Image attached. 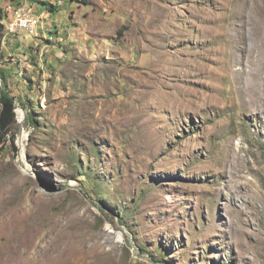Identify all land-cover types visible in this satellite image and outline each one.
I'll use <instances>...</instances> for the list:
<instances>
[{"label": "rangeland", "instance_id": "obj_1", "mask_svg": "<svg viewBox=\"0 0 264 264\" xmlns=\"http://www.w3.org/2000/svg\"><path fill=\"white\" fill-rule=\"evenodd\" d=\"M16 6L0 264H264V1L24 0L60 45Z\"/></svg>", "mask_w": 264, "mask_h": 264}, {"label": "trees", "instance_id": "obj_2", "mask_svg": "<svg viewBox=\"0 0 264 264\" xmlns=\"http://www.w3.org/2000/svg\"><path fill=\"white\" fill-rule=\"evenodd\" d=\"M24 0H13V2L17 3L18 5H21ZM19 2V3H18ZM45 5V10L49 13H55L58 12L59 9L56 8V6L53 3H43ZM30 10V9H29ZM3 11L0 10V36H2L4 25L2 24V15ZM45 15V14H44ZM53 35V32H50ZM55 36L53 41H47L50 44H57L61 42L60 40L65 36L62 32H55ZM63 46V45H61ZM61 52L63 51L62 48ZM64 53H66V50L64 49ZM8 71H4L0 69V80L3 83V89H1L0 85V142H3L4 137L7 136L13 128H15L17 121H16V106H15V98L11 96L9 93V87H8ZM29 122L34 124L33 119L29 115Z\"/></svg>", "mask_w": 264, "mask_h": 264}, {"label": "built area", "instance_id": "obj_3", "mask_svg": "<svg viewBox=\"0 0 264 264\" xmlns=\"http://www.w3.org/2000/svg\"><path fill=\"white\" fill-rule=\"evenodd\" d=\"M8 9L13 14V18L7 23V35L14 36L21 33H27L35 38L39 37L38 29L41 28V21H43L40 19V16H36L25 6L18 5L16 7H9ZM41 15L44 16L43 13ZM47 36L46 39L48 41L54 40V37L50 32Z\"/></svg>", "mask_w": 264, "mask_h": 264}, {"label": "bare ground", "instance_id": "obj_4", "mask_svg": "<svg viewBox=\"0 0 264 264\" xmlns=\"http://www.w3.org/2000/svg\"><path fill=\"white\" fill-rule=\"evenodd\" d=\"M264 1V0H263ZM258 11L259 12H263V14H264V7L263 8H261V9H258ZM261 19H263V18H261ZM263 41V40H262ZM261 41V42H262ZM248 56H249V54L247 53V50L245 49L244 50V53H243V56L242 57H239L238 59H236V61H237V65L238 66H240V70H239V75L240 76H243V72H244V69H245V64H244V60H246V59H248ZM256 81H258V79H255ZM260 81V80H259ZM261 83H263V82H261ZM256 84V83H255ZM259 85V87H260V83L258 84ZM260 92H258V90L257 89H251V91H252V98L250 99V100H248L247 102H246V106L247 107H251V108H254V105H255V103L257 104V103H261L260 104V114L262 113V114H264V98L262 97V95H264V86H263V88L261 87L260 89ZM248 92L249 93H251L250 92V90H248ZM246 93V92H245ZM253 114V113H252ZM259 116V115H258ZM24 117H25V114H24ZM257 115H255L254 116V120L256 121V122H258L257 120Z\"/></svg>", "mask_w": 264, "mask_h": 264}, {"label": "crops", "instance_id": "obj_5", "mask_svg": "<svg viewBox=\"0 0 264 264\" xmlns=\"http://www.w3.org/2000/svg\"><path fill=\"white\" fill-rule=\"evenodd\" d=\"M49 33V32H48ZM47 33V34H48ZM47 34H46V37H47ZM54 35V34H53ZM55 36V35H54ZM37 40H35V41H33L34 43H36V42H40V41H42V40H45V39H43V38H39V37H37L36 38ZM27 44H29V43H27ZM50 44V43H49ZM49 44H46V45H43V48H54L55 49V47L56 48H58L57 46H50ZM29 46H30V44H29ZM59 49V48H58ZM63 49V48H62ZM59 51H61V49L59 50ZM56 52H57V54H55V56H57V57H59V54H60V52H58L57 50H56ZM68 52H67V50H66V53H64V49H63V51L61 52V55H63V54H67ZM41 55V54H40Z\"/></svg>", "mask_w": 264, "mask_h": 264}, {"label": "water", "instance_id": "obj_6", "mask_svg": "<svg viewBox=\"0 0 264 264\" xmlns=\"http://www.w3.org/2000/svg\"><path fill=\"white\" fill-rule=\"evenodd\" d=\"M15 106H16V104H15ZM22 111H23V110H22ZM24 119H25V118H24ZM24 119H23V120H24Z\"/></svg>", "mask_w": 264, "mask_h": 264}]
</instances>
